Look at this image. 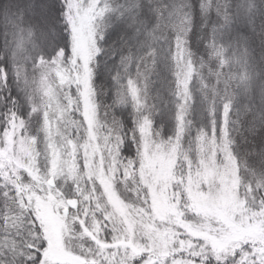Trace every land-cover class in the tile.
Wrapping results in <instances>:
<instances>
[{"label": "snow or ice", "instance_id": "1", "mask_svg": "<svg viewBox=\"0 0 264 264\" xmlns=\"http://www.w3.org/2000/svg\"><path fill=\"white\" fill-rule=\"evenodd\" d=\"M0 264H264V0H0Z\"/></svg>", "mask_w": 264, "mask_h": 264}]
</instances>
